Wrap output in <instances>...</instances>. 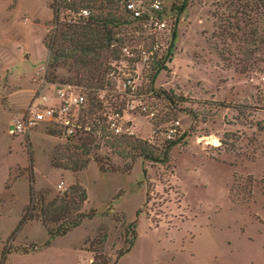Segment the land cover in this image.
Instances as JSON below:
<instances>
[{
	"label": "rangeland",
	"instance_id": "obj_1",
	"mask_svg": "<svg viewBox=\"0 0 264 264\" xmlns=\"http://www.w3.org/2000/svg\"><path fill=\"white\" fill-rule=\"evenodd\" d=\"M122 1L114 9L81 8L117 24L96 79L84 81V73L61 60L56 68L45 66L26 104L24 94L10 98L9 89L1 97L4 264H87L92 256L95 264H113L135 242L139 222L145 230L172 232L162 264H264V0H162L171 26L159 36L130 20ZM48 2V38L80 19V10L67 3L85 4ZM155 43L160 47L144 62ZM136 71L147 95L128 106L116 93L117 76ZM69 84L87 96L80 119L93 131L65 136L44 124L27 134L9 132L40 92L52 96L56 86ZM101 87L110 90L109 110L96 98ZM116 109L123 115L119 134L104 115ZM179 138L165 154L169 140ZM30 186L44 196V207L70 195L69 204L88 216L54 238L39 220L16 229Z\"/></svg>",
	"mask_w": 264,
	"mask_h": 264
},
{
	"label": "crops",
	"instance_id": "obj_2",
	"mask_svg": "<svg viewBox=\"0 0 264 264\" xmlns=\"http://www.w3.org/2000/svg\"><path fill=\"white\" fill-rule=\"evenodd\" d=\"M52 17L48 0H0V101L9 89L10 98L24 94L26 104L39 89V75L44 77L45 66L52 58L45 43V21ZM172 235L162 227L145 230L139 222L133 246L116 264H162L171 249ZM92 260L93 256L87 264Z\"/></svg>",
	"mask_w": 264,
	"mask_h": 264
},
{
	"label": "trees",
	"instance_id": "obj_3",
	"mask_svg": "<svg viewBox=\"0 0 264 264\" xmlns=\"http://www.w3.org/2000/svg\"><path fill=\"white\" fill-rule=\"evenodd\" d=\"M80 1L85 4H81L77 7L75 2H69L66 4V7L78 12L82 7H89L90 4L97 5L99 3L97 6L99 10L104 9L105 4L108 5L110 9H114L121 0ZM184 8L185 7H182L181 11L184 10ZM114 23L115 20L113 19L90 15L86 18L80 17L79 20L69 24L67 26L68 30L62 31L60 36L55 34L48 38V35H46L45 43L52 54V58L48 63V68L60 66L59 61L63 60L64 64L69 65L71 71H76L79 75L84 73V77L81 78L84 81L91 82L96 79L98 71H100V67L102 66L100 62L103 57L102 52L110 49L112 40L114 39V28L117 26V24L115 25ZM48 76V73H46L45 77L48 78ZM98 81L100 80L98 79ZM167 97L172 103H175L177 100L174 95H167ZM88 139L89 138H87V140ZM90 140L91 139L88 140V143H91ZM179 142L180 138L169 140L165 154L168 155L169 150ZM71 162L74 163L73 161ZM75 166L81 169L86 167V164H75ZM78 198L83 202L86 200L87 194L82 191V194H80ZM73 199V196L70 197V195H68L58 200L50 201L46 203V207H44V196L36 194L33 186H30L29 206L25 210V214L22 216L16 229L22 227L29 220H39L48 227L50 238L65 236L72 229L79 226L84 217L88 216L81 212V206L73 207L69 204V201ZM37 200L39 201L38 203ZM132 246L133 245L121 253L118 258L127 253ZM5 261L6 256L3 251L0 264H4ZM95 262L96 257L90 264H95ZM115 263L116 262H113V264Z\"/></svg>",
	"mask_w": 264,
	"mask_h": 264
},
{
	"label": "built area",
	"instance_id": "obj_4",
	"mask_svg": "<svg viewBox=\"0 0 264 264\" xmlns=\"http://www.w3.org/2000/svg\"><path fill=\"white\" fill-rule=\"evenodd\" d=\"M122 5L129 19L144 23L152 35L159 36V33L170 29L168 11L164 8L162 0H123ZM90 14L91 11L87 8L80 9L78 12L79 17H89ZM159 47L160 44L155 43L150 52L144 51V62L149 61L150 55H153ZM123 50L126 55H130L131 51L128 48ZM137 76H139L138 71H136V74H126L125 72L123 76L120 75L119 78L117 76L116 93L123 99H127L128 106L131 102L134 103L137 100L142 103L144 95H147V93L141 91V86L138 84L140 76ZM109 96L110 90L105 87L98 88L96 91L97 100L102 103V107L108 110L111 104ZM88 103L87 96L78 90L76 86L70 84L58 85L55 87V95L50 96L40 92L31 106L8 125V130L11 134H27L44 124H54L62 129L61 131L64 132L65 136H75L83 130L91 132L92 126L85 119V121L80 119V115ZM139 107L147 112L148 107L141 104H139ZM108 110L104 112L108 127L115 134L122 133L123 115L121 111L118 109ZM149 115H154V113L150 112Z\"/></svg>",
	"mask_w": 264,
	"mask_h": 264
}]
</instances>
